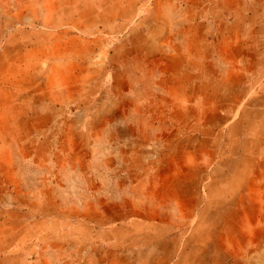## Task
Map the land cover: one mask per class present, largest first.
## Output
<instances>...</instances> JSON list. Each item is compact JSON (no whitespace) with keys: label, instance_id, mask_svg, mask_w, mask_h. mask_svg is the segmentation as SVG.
I'll return each mask as SVG.
<instances>
[{"label":"rangeland","instance_id":"rangeland-1","mask_svg":"<svg viewBox=\"0 0 264 264\" xmlns=\"http://www.w3.org/2000/svg\"><path fill=\"white\" fill-rule=\"evenodd\" d=\"M185 19L257 103L264 0H0V264H264V114L166 90Z\"/></svg>","mask_w":264,"mask_h":264},{"label":"crops","instance_id":"crops-1","mask_svg":"<svg viewBox=\"0 0 264 264\" xmlns=\"http://www.w3.org/2000/svg\"><path fill=\"white\" fill-rule=\"evenodd\" d=\"M180 26L183 27L184 33L177 36L176 39L173 40V44L168 45L165 48V46L161 44L162 42H160V44L158 41L155 44L152 43V48L154 47L152 50L153 54L160 56L164 53L167 60L175 61V65H173L175 68H166L165 73H162L165 75L164 79L169 82V87L167 86L166 90H172L170 86H174L176 89H180V91H191L192 89H195L197 90V97H201V101L197 100L201 105L204 104V97L201 93V87L205 86L204 84H208L207 86H211V88H216L219 94L222 92L224 93L225 91L235 92V94H233L235 96L234 98H236L235 103H237V105L239 103L242 104L240 105L241 110H239L240 113L238 117L235 116L233 119H229L226 121V124H231L239 119L241 120V111L244 107H246L247 109L245 110L248 111L249 108L261 105L251 112L261 111L264 114V105L261 104V101L264 100V89L256 92L257 103H253V92L255 91L256 86L248 84L247 81V75H251L250 71L252 69L250 66L251 59L249 60V64L247 61L249 59V53L246 52L244 56L245 58L242 59V61L246 59L247 62L244 63L242 67H239L238 65L236 66L234 63L237 61V54L234 55L232 53L233 55L231 54L230 57L227 58L226 54H219L223 53V51L216 52L217 50H215V47L219 42H213V38L210 39L211 44L207 41L208 38L205 35V30H203L205 27L203 22L185 19L181 22ZM196 27L197 29L194 30ZM190 28L193 30L191 31ZM213 37L216 38L215 36ZM213 44H215V46ZM227 44H229L228 47L231 52L233 49H236V41L231 40ZM209 51L216 53L219 60L215 58L214 53H212V59H207L209 55H211V53L207 55V52ZM227 61H229L230 64L223 65V63ZM205 67H209L211 72L204 71ZM203 75H212L216 77L206 79ZM244 77H246V80ZM230 81H232V83ZM224 95H227V93H224ZM187 97L188 95H183L181 99L184 100ZM244 121L249 122V118H244ZM261 122L263 121L260 120V123ZM263 135L264 132H259L258 135L255 134L254 136L264 139V137H260Z\"/></svg>","mask_w":264,"mask_h":264}]
</instances>
